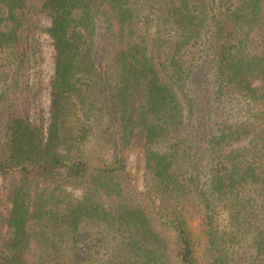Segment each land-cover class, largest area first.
Segmentation results:
<instances>
[{
	"label": "trees",
	"instance_id": "1",
	"mask_svg": "<svg viewBox=\"0 0 264 264\" xmlns=\"http://www.w3.org/2000/svg\"><path fill=\"white\" fill-rule=\"evenodd\" d=\"M0 264H264V0H0Z\"/></svg>",
	"mask_w": 264,
	"mask_h": 264
},
{
	"label": "rangeland",
	"instance_id": "2",
	"mask_svg": "<svg viewBox=\"0 0 264 264\" xmlns=\"http://www.w3.org/2000/svg\"><path fill=\"white\" fill-rule=\"evenodd\" d=\"M42 28L41 31L37 33V38L39 39L40 48L34 59V66L31 70V81L35 85L38 92V105L34 116L39 119L41 115L47 116L50 106V95L49 89L47 87L50 77L54 73L53 64V46L50 36L46 33V29L50 26V21L43 19L40 22ZM35 114V113H34ZM100 122L102 126L107 122V116L105 114L99 115ZM76 157L80 158L81 161L87 163L88 165H102L107 164L111 158V152L109 146L105 143L104 138H101L99 129H96L92 136L86 141V143L75 149L74 154ZM128 171L136 183V186L140 191L144 190V180H143V169L139 165L135 156H132L127 163ZM194 228L197 229L196 232L200 230V225L198 223L193 224ZM251 238L242 239L241 245L235 249V256L245 254L249 258L253 257L255 254L254 247L252 245ZM238 255V256H239Z\"/></svg>",
	"mask_w": 264,
	"mask_h": 264
}]
</instances>
